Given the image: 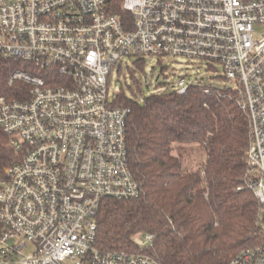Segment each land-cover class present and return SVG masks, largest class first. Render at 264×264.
<instances>
[{"label":"built area","instance_id":"obj_1","mask_svg":"<svg viewBox=\"0 0 264 264\" xmlns=\"http://www.w3.org/2000/svg\"><path fill=\"white\" fill-rule=\"evenodd\" d=\"M121 8L130 29L106 0H0V59L27 63L8 83L29 85L25 99L0 95V127L18 154L0 179V264H164L144 252L151 233L135 235L132 251L95 245L102 199L140 193L128 110L108 96L110 70L127 57L203 60L234 82L248 118L246 186L264 210V0H121ZM188 85L181 78L175 89ZM228 264H264V239Z\"/></svg>","mask_w":264,"mask_h":264},{"label":"trees","instance_id":"obj_2","mask_svg":"<svg viewBox=\"0 0 264 264\" xmlns=\"http://www.w3.org/2000/svg\"><path fill=\"white\" fill-rule=\"evenodd\" d=\"M106 1L130 29L133 18L121 8V0ZM144 64L139 57L128 68L136 90L128 96L121 89L111 101V106L128 110V163L140 193L102 199L95 245L102 251H132L135 234L151 233V246L144 252L164 264H228L240 250L264 239L263 215L246 186L248 118L238 90L195 82L184 93L173 89L138 100L140 81L134 73L143 71ZM16 68L27 70V63L0 59V95L25 99L29 85L8 83ZM184 146L203 150L195 170H187L177 153ZM17 159L0 127V179Z\"/></svg>","mask_w":264,"mask_h":264},{"label":"rangeland","instance_id":"obj_3","mask_svg":"<svg viewBox=\"0 0 264 264\" xmlns=\"http://www.w3.org/2000/svg\"><path fill=\"white\" fill-rule=\"evenodd\" d=\"M262 31L263 27L258 26L254 35L260 36ZM134 60L135 58L133 57L123 58L119 63L120 67L115 66L110 70L108 75L109 98L121 89L128 96L131 95V91L136 90L132 77L128 73V68L133 66ZM118 69L120 71H118ZM134 76L140 81L139 86L141 92L138 93L140 94L137 98L138 100L141 96L151 93L168 92L177 88L178 80L181 78H183L187 84L202 82L215 86H235L234 82L230 79H223L220 77L222 73L219 67L213 69L203 60L200 61L198 59H190L183 56L168 55L162 58L156 56L146 57L143 71L136 70ZM177 153L181 157L183 165L187 170H195L201 164L204 155L203 150L197 146L181 147ZM258 210H261L264 214V210L259 209V204ZM261 212L260 215L262 214ZM262 222L264 225V216ZM133 249L135 248L133 247Z\"/></svg>","mask_w":264,"mask_h":264}]
</instances>
